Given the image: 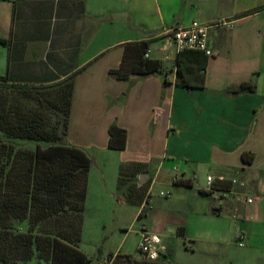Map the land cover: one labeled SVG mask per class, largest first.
Returning <instances> with one entry per match:
<instances>
[{"label":"crops","instance_id":"crops-1","mask_svg":"<svg viewBox=\"0 0 264 264\" xmlns=\"http://www.w3.org/2000/svg\"><path fill=\"white\" fill-rule=\"evenodd\" d=\"M261 8L264 0H0V77L73 83L65 143L92 160L87 210L119 203L130 165L146 196L123 202L139 208L138 220L149 206L150 232L177 233L207 258L264 264V9L245 15ZM194 21L229 24L211 30L204 81L184 74L189 88L173 35ZM142 41L166 71L112 77L124 46ZM242 84L249 90L234 93ZM112 126L126 130V149L109 148Z\"/></svg>","mask_w":264,"mask_h":264},{"label":"trees","instance_id":"trees-1","mask_svg":"<svg viewBox=\"0 0 264 264\" xmlns=\"http://www.w3.org/2000/svg\"><path fill=\"white\" fill-rule=\"evenodd\" d=\"M264 8L249 12L256 13ZM152 41L128 43L120 69L110 75L119 80H128L132 75L164 73L166 67L160 60L148 58ZM209 57L202 51L179 52L178 77L186 87L192 88L190 79L198 75L204 81ZM196 65V66H194ZM185 74V75H184ZM242 84L234 93L249 90ZM59 88L61 101L48 102L46 94ZM21 95L20 102L8 94ZM46 92V93H45ZM73 83L66 81L50 86L19 85L0 77V264H24L36 259L37 264H90V258L80 249L88 179L92 165L89 155L75 146L65 143L69 126ZM22 101L46 103L62 115L57 124L63 125L60 133L57 125L47 128L44 113L33 106L26 107ZM109 148L124 150L127 146L126 130L112 126L109 130ZM16 139L45 142L35 150L18 148ZM132 166L121 167L120 186L127 187L125 196L130 204L145 201V193L131 185ZM191 187L192 181L181 182ZM130 184V185H129ZM128 185V186H127ZM149 212L145 205L142 219ZM28 222V230L19 231L16 225ZM179 234L183 236L185 229ZM115 256L111 255V258ZM115 264H172L161 258L157 261L137 260L134 256L118 253Z\"/></svg>","mask_w":264,"mask_h":264},{"label":"rangeland","instance_id":"rangeland-1","mask_svg":"<svg viewBox=\"0 0 264 264\" xmlns=\"http://www.w3.org/2000/svg\"><path fill=\"white\" fill-rule=\"evenodd\" d=\"M46 93V92H45ZM10 95L11 98L20 102L21 95L15 93H3ZM61 91L59 88L51 89L45 96L48 102L59 103ZM26 107L28 105L33 106L35 110H38L45 114L48 120L47 128H53L57 125L59 132H63V125L57 124L58 120L62 118L54 108H49L50 103H46L44 106H40L37 103H29L22 101ZM64 103V99L61 101ZM2 136V135H0ZM15 145L18 148L35 150L38 145L46 147L45 142H36L31 140L16 139ZM125 187L121 188L118 194L119 203L108 208V210H98L96 208L85 211L82 242L80 245L81 251H83L91 260L90 264H115L114 259L116 255L111 258L112 254L120 253L122 255L134 256L137 259H141L142 255L138 251V245L141 240V230L145 225L144 220H138L137 206L124 203L126 196L124 195ZM165 194L169 193L166 190H162ZM157 197V196H156ZM160 200H165L159 194ZM90 203V202H89ZM87 205V204H86ZM87 208V207H86ZM19 231L25 232L28 230V222H23L16 225ZM163 245L165 246L162 252L161 259L167 263L172 264H229L230 261L223 258H207L204 253H199L194 250L193 244L190 241H186L184 238L178 236L177 233H169L166 238H162ZM24 264H37V260L34 259L31 262Z\"/></svg>","mask_w":264,"mask_h":264},{"label":"built area","instance_id":"built-area-1","mask_svg":"<svg viewBox=\"0 0 264 264\" xmlns=\"http://www.w3.org/2000/svg\"><path fill=\"white\" fill-rule=\"evenodd\" d=\"M229 23L220 21L216 23L203 24L194 21L191 25L178 28L174 31L173 41L179 52L184 50L202 51L208 57L213 55L209 47V35L211 30L226 26ZM214 178L208 177L207 186L209 190L213 189ZM235 182V181H234ZM162 196L170 197V194H161ZM252 200H249L251 202ZM138 251L142 255L141 259L146 261H157L162 257L164 246L161 236L150 232L145 226L141 230V240L138 245Z\"/></svg>","mask_w":264,"mask_h":264}]
</instances>
